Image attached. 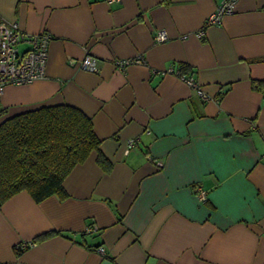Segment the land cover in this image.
<instances>
[{
	"label": "crops",
	"instance_id": "obj_1",
	"mask_svg": "<svg viewBox=\"0 0 264 264\" xmlns=\"http://www.w3.org/2000/svg\"><path fill=\"white\" fill-rule=\"evenodd\" d=\"M220 1L0 0L1 20L51 35L45 77L7 85L0 108L73 105L111 163L91 151L65 198L2 203L0 264H264V0L205 25ZM85 52L96 72L79 67ZM182 64L213 99L162 72Z\"/></svg>",
	"mask_w": 264,
	"mask_h": 264
},
{
	"label": "trees",
	"instance_id": "obj_2",
	"mask_svg": "<svg viewBox=\"0 0 264 264\" xmlns=\"http://www.w3.org/2000/svg\"><path fill=\"white\" fill-rule=\"evenodd\" d=\"M187 69L182 64L178 71L191 74ZM253 86L258 83L253 81ZM99 143L90 117L73 105H40L12 114L0 108V205L22 190L36 202L53 194L65 198L64 178L91 151L97 152V163L109 171L111 163Z\"/></svg>",
	"mask_w": 264,
	"mask_h": 264
},
{
	"label": "built area",
	"instance_id": "obj_3",
	"mask_svg": "<svg viewBox=\"0 0 264 264\" xmlns=\"http://www.w3.org/2000/svg\"><path fill=\"white\" fill-rule=\"evenodd\" d=\"M108 2L116 0H107ZM237 0H221L215 10L205 19V25L219 24L224 15L233 12ZM202 30L197 32L200 36ZM153 38L156 42H162L168 38L164 29H157ZM51 35L43 30L37 33L25 32L16 21H3L0 19V94L7 85H23L45 77V66L48 52V44ZM143 59L137 55L131 59H114L113 64L118 70H124L131 63H142ZM80 68L97 71V59L89 52H85L79 59ZM164 72L173 73L182 79L204 101L213 99V96L203 91L191 74L178 71L170 65ZM135 139L131 138L126 143V150L133 147ZM160 166L159 161L156 162ZM195 194L200 201L206 200V194L199 186L195 187ZM88 230V229H87ZM30 242L20 243L17 248L23 250ZM103 252L102 247H98Z\"/></svg>",
	"mask_w": 264,
	"mask_h": 264
}]
</instances>
